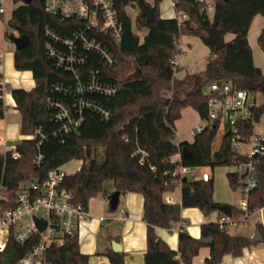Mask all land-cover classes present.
Here are the masks:
<instances>
[{
    "label": "trees",
    "instance_id": "trees-1",
    "mask_svg": "<svg viewBox=\"0 0 264 264\" xmlns=\"http://www.w3.org/2000/svg\"><path fill=\"white\" fill-rule=\"evenodd\" d=\"M19 1V0H16ZM139 0H114L121 26L118 38L105 36L100 39L111 52L114 63L108 65L96 52L89 51L81 67L79 77L65 67L58 66L48 51L53 40L47 28L59 34H71L76 26L73 18L62 20L46 9L44 0H31L20 4L8 23L19 34H28L29 43L15 50V67L32 70L36 81L34 88H11L20 112V132L28 134L36 128L47 133L41 144L44 155L40 166L34 162L37 152L36 140L27 139L19 147L20 158L8 152H0V184L16 194L20 183L31 177H44L47 172L72 159L82 160L75 173L67 174L63 184L71 189L77 201L86 207L92 196L104 190V182L112 179L121 193L139 192L144 196L143 218L147 222V249L145 264H192L199 249L206 245L204 239L213 237L209 244L210 256L206 264H220L225 254L240 255L250 245L243 233L222 229L219 222H207L201 226L199 237L186 229L179 232L178 249H173L156 232V227H168L181 220L184 207H198L205 214L218 209L214 199V180L190 179L176 173L179 165L209 166L234 164L251 158L236 154L231 141L233 132L229 125L223 132L220 146L214 149L219 131L217 121L208 123L194 140L176 142L175 122L181 110L192 106L201 116H207L206 87L218 79L231 80L238 87L252 92H263L264 73L254 62L248 33L256 14L264 15V0H214L213 16L200 0H174L177 12L186 17H162V0L149 2L155 19L146 20L140 11L135 25L128 14V5H138ZM0 18L2 16L0 15ZM218 21L221 35L234 33L235 37L220 50L211 45V54L201 73H188L178 78L181 65L175 64V54L182 55L181 36L207 35V28L214 19ZM147 28L143 39L136 32ZM264 47V28L259 37ZM139 69L140 75L135 76ZM99 83L115 87L113 94L87 91L84 99L107 108L110 116L103 115L93 106L82 108V124L72 132L60 129V123L50 117L49 101L59 100L71 106L77 104L79 94L67 91L78 80L86 81L91 72ZM0 70V119L4 118L6 105ZM60 87L57 89V87ZM264 102L253 108L252 119H260ZM239 132L249 138L253 131L250 118L238 122ZM187 147L189 155L183 153ZM88 149L90 154L88 155ZM179 157L176 158V156ZM257 176L256 185L249 190L248 211L254 215L264 207V155L252 158ZM234 189L245 185L238 171L227 173ZM181 186V201L168 202L166 193ZM232 206V213L235 206ZM242 212V210H241ZM232 215V214H231ZM244 213L242 212V217ZM233 217V216H232ZM241 217V218H242ZM256 229L264 238V225L258 220ZM30 243L17 244L16 252L0 254V264H17L19 257ZM111 264H125V252L112 248L106 251ZM50 264H88L89 255L81 252L78 232L65 237L64 243L53 245L48 250Z\"/></svg>",
    "mask_w": 264,
    "mask_h": 264
},
{
    "label": "built area",
    "instance_id": "built-area-1",
    "mask_svg": "<svg viewBox=\"0 0 264 264\" xmlns=\"http://www.w3.org/2000/svg\"><path fill=\"white\" fill-rule=\"evenodd\" d=\"M205 3V8L211 15L214 12V0H200ZM46 9L58 15L62 20L73 18L76 26L71 34H59L47 28V35L53 40L49 43L48 51L55 59L58 66L65 67L79 77L81 67L87 60L89 51L96 52L102 57L106 64L112 65L114 57L103 45L100 39L105 36L118 38L121 34L119 15L114 0H44ZM9 3L13 4L12 8ZM26 4L24 0H0V15L4 19L8 10L10 16L16 7ZM10 7V8H9ZM178 17L183 19L185 13L179 12ZM19 35V34H18ZM179 55L175 54L172 61L179 63ZM60 88L59 86L57 89ZM79 94L77 104L71 106L59 100H50V117L58 121L60 129L65 132L77 130L82 124V108L93 106L104 118L110 116V111L91 101L84 99L83 94L87 91H99L105 94H113L116 89L110 85L99 83L94 71L86 81L78 80L74 88L67 91ZM207 116L201 119L192 133L200 132L208 123L217 121L219 129L223 132L229 125L233 132L231 145L236 154L248 156L249 161L238 160L234 163L236 171L244 174L246 182L241 187L240 210L243 217L234 219L232 215L222 213L218 222L222 229L232 231L239 223H247L251 214L248 211L249 190L257 183L252 158L264 155V134L256 131L258 119H252L253 108L261 104L255 99V92L244 87H238L231 80L218 79L209 83L207 90ZM250 118L253 122V131L247 139L239 132L238 122ZM47 138V133L41 128H36L28 134H21L18 138H7L0 136V152L11 154L13 158L22 156L19 147L27 139H35L37 152L34 162L40 166L44 155L41 144ZM180 154L176 156L179 157ZM81 163L83 162L80 160ZM81 167V166H80ZM176 173L190 179H212V174L206 166L179 165ZM68 173L64 164L51 169L44 177H31L20 183L16 194H11L6 186L0 184V254L8 252L14 255L17 244L30 243V247L19 257L17 264H50L48 250L52 243L63 244L67 235L78 232L80 224L88 218L87 207L77 201L75 194L64 184V178ZM170 203L173 199L167 197ZM263 210V209H261ZM123 216L124 212H123ZM41 218L46 226L40 230L36 219ZM264 225V221H262ZM184 229V223L179 230Z\"/></svg>",
    "mask_w": 264,
    "mask_h": 264
},
{
    "label": "crops",
    "instance_id": "crops-1",
    "mask_svg": "<svg viewBox=\"0 0 264 264\" xmlns=\"http://www.w3.org/2000/svg\"><path fill=\"white\" fill-rule=\"evenodd\" d=\"M178 14L174 0L169 2L166 0L161 1L160 15L162 17H177ZM263 28L264 15L256 14L249 29L248 39L252 47L254 62L264 73V47H262L259 40ZM184 35L181 36V39ZM234 37L235 34L231 32L224 35L226 42ZM201 38L199 36L195 39L197 46L200 44ZM8 45L6 40L4 42L0 41V70L3 74L1 83L4 86L3 98L6 105L5 116L0 119V136L18 138L21 135V118L20 112L16 108V101L11 93V88L21 87L30 90L35 87L36 81L32 70H19L15 67V51L8 50ZM210 54L211 47L205 45L201 47V51L198 54L195 51H191V56L189 57L181 55L178 61L182 68L177 71L176 76L183 78L188 73H201L206 67ZM191 114L192 119L182 123L183 118ZM200 121L201 116L196 109L192 106L184 107L181 110V117L175 122L178 142H192L195 137L192 131ZM115 190L117 189L113 180L108 179L104 182V190L89 199L87 206L89 216L80 224L78 229L81 252L89 255L88 264H111L106 251L108 248L113 249L112 243L117 241L122 246L121 251L125 252V264H145L147 222L143 218L144 196L139 192L120 193L118 206L116 209H112L109 201L111 194ZM167 197L172 198L173 202H180L181 186L179 185L173 191L167 192ZM214 199L218 203H228L223 202L227 200H220L216 195H214ZM261 209L257 211L256 215L259 216L262 222L264 221V207ZM123 212L125 216H123ZM222 213V211L217 209L205 214L198 207H184L180 221L176 222L171 228L158 226L156 227V232L173 249L177 250L179 246V227L182 223H184V229L191 235L199 237L202 224L217 222ZM251 216L247 223H243L245 226L249 225ZM256 230L255 227L251 234H246L247 237H252ZM210 253L209 244L202 246L194 257L192 264H206L205 259L210 256ZM220 264H264V238H261L256 243H250L240 255L225 254Z\"/></svg>",
    "mask_w": 264,
    "mask_h": 264
},
{
    "label": "rangeland",
    "instance_id": "rangeland-1",
    "mask_svg": "<svg viewBox=\"0 0 264 264\" xmlns=\"http://www.w3.org/2000/svg\"><path fill=\"white\" fill-rule=\"evenodd\" d=\"M149 2H153V0H147ZM163 1V0H162ZM165 1V0H164ZM171 1V0H166ZM9 6L12 8L13 4L9 3ZM9 7V8H10ZM126 10L128 14L132 17V20L135 25L136 18L140 12V9L138 5H128L126 7ZM10 10L6 13L4 19L0 18V41L4 42V40L7 41L8 50L15 51L16 47L13 41V36H16L19 34L17 30H15L13 27L10 26V24L7 22V19L9 18ZM213 16V14H211ZM136 32L139 34V36L142 37L146 34L147 29H138L135 27ZM199 36L197 35H191L186 34L181 39V48L183 50L182 56H191V51H195V53H199L201 51V47L207 45L203 39L201 38L200 44L195 43V39H197ZM260 44H262L260 42ZM263 47V45H262ZM137 71V70H136ZM135 71V72H136ZM177 73V72H176ZM208 86L206 87L207 90ZM255 99L257 102H264V94L263 92H255ZM192 119V114L190 116H187L186 118H183L182 123L187 122L188 120ZM260 122L258 125H256V131L258 133L264 134V113L259 119ZM201 122V121H200ZM199 122V123H200ZM1 126V125H0ZM223 137V129L220 128L218 131V134L216 136L215 142H214V149H217L220 146L221 140ZM176 142H178V138L176 136ZM82 165L81 161L79 159H72L64 164V169L68 171V173H75L77 170L80 169V166ZM207 170L211 172L214 179V195H216L220 200H227L223 202H228V204H231L235 206L233 217L235 219H239L242 217V212L240 210V201H241V188H232L230 186V183L227 178V173L230 171H235L236 167L234 164H227V165H218L214 168L206 166ZM259 219L258 215H253L250 218L249 225L245 226L243 223L235 227L232 232L233 233H243V234H251L255 228V224Z\"/></svg>",
    "mask_w": 264,
    "mask_h": 264
},
{
    "label": "water",
    "instance_id": "water-1",
    "mask_svg": "<svg viewBox=\"0 0 264 264\" xmlns=\"http://www.w3.org/2000/svg\"><path fill=\"white\" fill-rule=\"evenodd\" d=\"M24 1L26 3L31 2V0H24ZM138 7H139L140 11L142 12V14L145 15L146 20L148 22H151L155 19V16L151 10V6L147 0H139L138 1ZM202 39L207 45H209V46L213 45L215 50H220L225 46L226 41L224 39V36L221 35L219 30H218V21L216 18L214 19L211 26H209L207 28V35L202 36ZM13 41H14L15 47L17 49H20L29 43L30 37L28 34H19V35L13 36ZM134 75L139 76L140 70L137 69V71L134 73ZM183 153L187 156L189 155V151H188L187 147L183 148ZM89 154H90V149H88V155ZM242 176L244 177V174ZM120 193L121 192L119 190H115L111 194L109 204H110V207L112 209L117 208L118 203H119ZM218 209L225 214H228V215L232 214V206L228 203H220L218 205ZM36 223H37V226L40 230H43L46 226L45 221L41 218H37ZM261 238H262L261 233L258 230H256L254 235L252 237L248 238V242L249 243H256ZM204 242H205V244H211L213 242V237L205 238ZM53 245H54V243H52V246ZM112 247H113V250L116 252H120L122 249L121 244L117 241H113Z\"/></svg>",
    "mask_w": 264,
    "mask_h": 264
}]
</instances>
